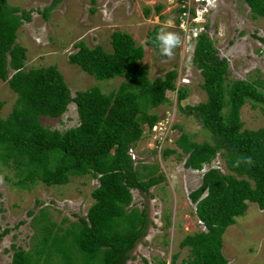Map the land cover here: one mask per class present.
Instances as JSON below:
<instances>
[{"label": "trees", "instance_id": "trees-1", "mask_svg": "<svg viewBox=\"0 0 264 264\" xmlns=\"http://www.w3.org/2000/svg\"><path fill=\"white\" fill-rule=\"evenodd\" d=\"M60 1L52 0L42 11L44 18ZM243 1L253 18H264V0ZM160 9L156 7L155 12L162 19ZM143 13L147 17L150 11L146 8ZM30 20L31 11L0 0V81H7L17 95L10 114L0 118V162L8 165L11 161L18 169L19 187L36 181L47 187L63 186L71 177L84 175L96 179L98 186L91 193L94 204L86 217L70 223L63 233L62 228L53 233L45 211L38 216L29 211L33 225L45 223L40 227L41 237H36L29 251L12 245L10 264H126L148 225L146 210H128L131 191L147 193L164 181L156 165L134 162L128 150L143 137L142 125L150 131L159 122L148 109L165 103L167 93L176 90V71L151 81L140 67L143 47L130 35L116 31L111 34V52L77 43V51L68 60L98 81L117 77L125 81L109 94L93 87L72 96L55 67L23 69L25 49L16 44V32ZM195 40L192 64L200 71L207 99L186 106L185 111L211 134L214 144L197 143L184 132L174 144L185 156V169L201 171L221 152L228 173L209 168L200 186L189 193L204 230L181 241L180 248H188L189 256L180 264H227L222 253L226 229L245 214L248 202L264 211V125L243 129L240 118L246 102L264 106V81H227V60L218 56L208 35L200 31ZM259 40L264 43L263 38ZM163 44L160 26H154L147 33L146 45L160 50ZM177 97L179 102L184 100L186 89H179ZM70 104L76 106V127L61 132L43 126L41 118L58 119ZM175 153L166 148L162 158ZM8 232L0 233V240ZM176 258L172 257L171 264Z\"/></svg>", "mask_w": 264, "mask_h": 264}, {"label": "rangeland", "instance_id": "rangeland-1", "mask_svg": "<svg viewBox=\"0 0 264 264\" xmlns=\"http://www.w3.org/2000/svg\"><path fill=\"white\" fill-rule=\"evenodd\" d=\"M10 7L31 11L30 22H24L16 32V44L25 49L23 69L55 67L64 77L71 95L75 92L98 87L103 93L116 91L125 81L122 77L98 81L69 63L68 56L77 51L76 44L89 48L101 46L111 52V34L118 31L130 35L137 46L143 47L140 67L147 71L152 81L163 78L168 71H176L175 91L168 92L166 102L157 108H149L148 114L156 115L164 127H169L168 141L161 152L155 147L159 133L148 131L142 125L143 137L133 147L135 161L158 167L157 174L164 175V181L152 186L147 193L132 190V204L128 210H146L148 225L145 235L139 239L126 264H180L189 256L188 248L179 244L187 235L204 230L195 214V204L189 193L197 189L202 175L210 168L228 173L225 161L218 153L212 163L201 171L185 169V156L175 146L181 132L197 143L214 144L211 134L186 113V106L205 102L207 95L202 89L203 78L192 64L195 38H188L178 29L182 6L186 0H61L47 18L42 11L52 0H6ZM161 6L159 15L156 7ZM195 6V5H194ZM148 8L147 17L143 11ZM200 27L213 43L220 58L228 63L227 81L260 78L264 81V18L251 16L243 0H217ZM160 26L164 38L163 47L154 50L146 45L147 33L154 26ZM188 41V42H187ZM12 71H9L10 77ZM186 79V81H183ZM186 89V98L178 101L177 91ZM17 95L7 81H0V118H6L15 103ZM180 107V108H179ZM262 105L246 102L241 108L243 129L257 130L264 125ZM43 126L58 131L76 127L79 123L76 106L70 104L58 119L41 118ZM180 127V130L177 127ZM159 132V131H158ZM175 149L176 153L162 158L164 149ZM161 154V155H160ZM180 155V156H179ZM18 169L11 161L0 162V233L9 232L0 240V264H10L11 246L29 251L35 247L36 237H41L40 227L33 225L34 212L38 216L45 211L48 222L53 223L55 233L70 227L79 218H85L94 201L92 191L98 181L90 175L73 176L63 186L47 187L39 181L18 186ZM39 224V223H37ZM222 253L227 264H264V211L257 204L248 202L244 215L237 217L222 236Z\"/></svg>", "mask_w": 264, "mask_h": 264}, {"label": "built area", "instance_id": "built-area-1", "mask_svg": "<svg viewBox=\"0 0 264 264\" xmlns=\"http://www.w3.org/2000/svg\"><path fill=\"white\" fill-rule=\"evenodd\" d=\"M186 1L187 2H185V5H183L181 9V15L178 20L180 23V24L178 23L179 24L178 29L183 33L185 37L188 38L189 41L191 38H196L198 33L202 31L200 27L205 28V26H207L204 24V20L207 16L209 8L217 0H186ZM183 81H186V79H183ZM163 126L164 123L159 121L152 128L153 132L159 133L161 135L159 137L157 136V138L155 139V147L158 148L159 152L163 150L162 147L164 146L166 141H168V135L170 130L169 127L163 128ZM128 154L131 156V159L134 162H136L135 160L137 158L132 148L128 150Z\"/></svg>", "mask_w": 264, "mask_h": 264}, {"label": "clouds", "instance_id": "clouds-1", "mask_svg": "<svg viewBox=\"0 0 264 264\" xmlns=\"http://www.w3.org/2000/svg\"><path fill=\"white\" fill-rule=\"evenodd\" d=\"M205 165H208V164H205ZM205 165H204V166H205ZM210 168H215V167H210ZM203 169H204V167H203ZM203 169H202V170H203Z\"/></svg>", "mask_w": 264, "mask_h": 264}, {"label": "water", "instance_id": "water-1", "mask_svg": "<svg viewBox=\"0 0 264 264\" xmlns=\"http://www.w3.org/2000/svg\"><path fill=\"white\" fill-rule=\"evenodd\" d=\"M200 26H202V25H200Z\"/></svg>", "mask_w": 264, "mask_h": 264}]
</instances>
